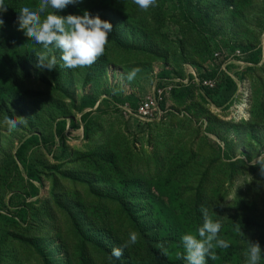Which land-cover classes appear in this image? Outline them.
Instances as JSON below:
<instances>
[{
  "label": "rangeland",
  "instance_id": "rangeland-1",
  "mask_svg": "<svg viewBox=\"0 0 264 264\" xmlns=\"http://www.w3.org/2000/svg\"><path fill=\"white\" fill-rule=\"evenodd\" d=\"M12 1L15 14L39 4ZM85 10L112 25L90 67L69 69L58 49L26 36L29 47L15 48V27L0 43V212L28 211L24 225L0 218V264H186L176 253L202 226L201 206L232 249H216L211 264H229L248 240L264 250V177L250 164L264 152V0H157L148 10L80 0L57 14ZM44 51L56 57L51 71L36 67ZM149 98L158 107L143 120L137 110ZM5 116L27 124L9 132ZM31 135L41 140L25 151L37 182L15 158ZM32 185L36 198H23Z\"/></svg>",
  "mask_w": 264,
  "mask_h": 264
},
{
  "label": "clouds",
  "instance_id": "clouds-1",
  "mask_svg": "<svg viewBox=\"0 0 264 264\" xmlns=\"http://www.w3.org/2000/svg\"><path fill=\"white\" fill-rule=\"evenodd\" d=\"M80 0H39L38 6L33 9L30 6H22L18 12L17 22L19 28L29 40L43 46L45 50L52 47L58 49L61 53L60 59L64 66L72 68L90 67L95 61L104 54L108 42V35L112 31V25L106 20H102L98 15H91L84 11L82 15L68 14L66 16L57 13L63 11L68 5H73ZM142 10H148L156 5L157 0H133ZM8 7L5 0H0V14L7 12ZM2 15H0V27L4 25ZM36 67L51 71L56 66V57L49 56L47 51L36 54ZM140 71L139 68H133L127 74L126 78L131 81ZM4 124L7 130L12 132L20 125L27 124V118L16 116L11 118L4 117ZM243 159H246L243 157ZM252 166L259 167L260 176L264 177V152H261L255 160L250 163ZM203 216V223L197 229L196 234L186 233L182 235L181 242L183 252H177L176 258L183 259L186 264H206V257L211 260L218 259L215 250L227 249L230 246L229 241L220 237L221 223L214 221L209 211L204 206L200 209ZM240 231V227L236 229ZM138 235L133 232L130 235L129 243L135 244ZM113 248L110 258L117 260L123 255V248ZM157 247L162 254L168 255V249L163 242ZM247 264H259L264 255L259 242L248 240L245 251Z\"/></svg>",
  "mask_w": 264,
  "mask_h": 264
},
{
  "label": "trees",
  "instance_id": "trees-1",
  "mask_svg": "<svg viewBox=\"0 0 264 264\" xmlns=\"http://www.w3.org/2000/svg\"><path fill=\"white\" fill-rule=\"evenodd\" d=\"M13 1L12 0H5V5L8 7L7 9V12L3 13V14H0L2 15V18L4 20V25L2 27H0V43L2 42V40L7 37L10 32L13 30V28H19V24L17 22V16L18 14H15V11H12L11 9L15 7V5L12 4ZM18 32H20V30H18ZM20 39H21V42H22V46H20L19 44L15 43L14 47L15 48H19V47H29V43L26 42L24 40V32H20ZM8 39L6 38V41L7 42ZM25 42V44H24ZM253 60V63L254 64H257L258 61H259V58H258V54H256L254 56V58L252 59ZM169 75L168 74H162L161 75V79H165V78H168ZM91 108L92 106L94 105L92 101H89L88 104ZM137 107H135L136 109ZM86 119V118H85ZM65 126H66V121L65 120H61V121H58L56 123V127H55V135L57 136V138H59L60 140H63L64 139V129H65ZM88 125H85L84 127V133L85 135L88 134ZM40 139L37 135H31L30 137H28L27 139H25L24 141H22L19 145V147L17 148L16 152H15V158H16V161L21 165V167L23 168V170L25 171V173L28 175L29 174V177L28 179L31 180V181H35L37 182L38 181V178L36 176H33V175H30V171H31V168L30 166L27 164V161H26V158H25V151H26V148L30 145V144H39L40 143ZM38 195V188L34 185L31 186V193L27 194V195H24L23 198H36V196ZM201 213V211L199 212H196L195 216H198L199 214ZM0 218L7 221L8 223H11V224H22L24 225L26 222H27V219H28V211H27V208L26 206L22 203L20 204L19 206H17L16 208V214L15 216L11 217V216H7L6 214H3L0 212ZM146 233V235L144 237H142L144 240H147L148 243L152 244L151 240L149 239V237ZM223 239H225V236L223 237ZM147 244V243H146ZM224 251H226V253H231L232 249L230 248V246L227 248V249H222ZM147 251H150L148 253L149 257H154L155 259H158L159 260V255H158V252L153 249L152 247H149V250ZM246 249H242V250H235L234 253H232L230 255V259L228 260L229 264H238V263H243V260H239V257L241 255L242 252H245ZM164 258H166L164 256ZM163 258V261H165V259ZM174 259V258H173ZM177 263V262H176ZM168 264H175L173 262H169ZM178 264V263H177ZM206 264H211V262L206 259ZM259 264H262V263H259Z\"/></svg>",
  "mask_w": 264,
  "mask_h": 264
},
{
  "label": "built area",
  "instance_id": "built-area-1",
  "mask_svg": "<svg viewBox=\"0 0 264 264\" xmlns=\"http://www.w3.org/2000/svg\"><path fill=\"white\" fill-rule=\"evenodd\" d=\"M157 107L156 100L149 98L139 106L137 114L141 119L146 120L152 116V114L157 110Z\"/></svg>",
  "mask_w": 264,
  "mask_h": 264
},
{
  "label": "bare ground",
  "instance_id": "bare-ground-1",
  "mask_svg": "<svg viewBox=\"0 0 264 264\" xmlns=\"http://www.w3.org/2000/svg\"><path fill=\"white\" fill-rule=\"evenodd\" d=\"M243 108H241V110H242ZM242 112H243V110H242Z\"/></svg>",
  "mask_w": 264,
  "mask_h": 264
}]
</instances>
